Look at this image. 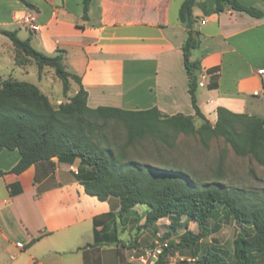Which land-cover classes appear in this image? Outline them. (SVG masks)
Masks as SVG:
<instances>
[{
    "label": "crops",
    "instance_id": "obj_1",
    "mask_svg": "<svg viewBox=\"0 0 264 264\" xmlns=\"http://www.w3.org/2000/svg\"><path fill=\"white\" fill-rule=\"evenodd\" d=\"M25 1L0 0V28L16 30L45 54L64 50L66 68L81 77L90 107H157L163 114L195 116L183 51L188 28L179 18L184 0H92L88 19L83 0ZM239 1L264 11V0ZM24 11L35 14L38 29L15 18ZM193 14L200 44L190 58L201 63L203 114L212 123L219 107L263 116L264 79L257 69L264 66V15L228 4L211 14L196 5ZM16 55L12 40L0 33V63L9 62L13 71H0L4 78L37 65L18 63ZM71 80L76 93L79 84ZM20 158L17 149L0 148V264H156L153 253L161 247L148 243L159 221L144 225L143 205L120 216L119 198L87 193L78 177L80 158L53 157L17 173L12 169Z\"/></svg>",
    "mask_w": 264,
    "mask_h": 264
},
{
    "label": "trees",
    "instance_id": "obj_2",
    "mask_svg": "<svg viewBox=\"0 0 264 264\" xmlns=\"http://www.w3.org/2000/svg\"><path fill=\"white\" fill-rule=\"evenodd\" d=\"M91 1L83 0L84 19L89 18ZM226 4L256 17L264 15L262 9L239 0H184L180 7L179 18L188 28L183 51L196 117L183 113L163 114L157 107L139 110L113 106L92 108L88 105V91L81 77L66 68L64 50L59 49L55 55L45 54L35 49L30 39H21L16 30L0 28V33L7 35L17 48L18 63L34 61L40 72L45 67L54 69L63 81L65 94L71 87V79L79 84L69 102L55 107L38 85L13 77L4 79L0 74V148L17 149L21 154L12 171L20 173L35 162L53 157L64 161L80 158L82 166L78 177L86 192L101 200L119 198L120 216L143 205L146 207L144 225H154L165 217L170 219L166 238L184 226L180 240L168 242L156 264H165L167 252L176 245L190 247L192 258L196 259L184 258L182 261L188 264H229L228 252L223 247L212 245V242L206 248L201 245L202 239L211 232L207 227L209 220L223 209L227 217L253 226L254 232L250 235L239 232L232 256L234 264H254L257 253L264 252V188L230 187L220 178L198 183L178 167H158L131 158L126 152L146 137L172 145L179 133L198 132L205 145L209 144L211 136H223L237 155L252 156L264 165V115L237 113L219 107L217 121L212 123L198 104L201 63L191 60L190 56L192 49L200 44V32L194 28L193 9L199 5L205 14H211L223 11ZM195 119H202L204 123L197 127ZM110 120L124 125L126 142L123 145L118 146L116 139L107 135ZM2 173L4 171H0ZM183 216L186 219L181 221ZM191 221L196 222L198 231L190 228Z\"/></svg>",
    "mask_w": 264,
    "mask_h": 264
},
{
    "label": "rangeland",
    "instance_id": "obj_3",
    "mask_svg": "<svg viewBox=\"0 0 264 264\" xmlns=\"http://www.w3.org/2000/svg\"><path fill=\"white\" fill-rule=\"evenodd\" d=\"M7 62V61H6ZM9 62L0 63V71L4 74L12 73ZM27 65V64H26ZM24 65V66H26ZM28 73H20L15 71L13 76L38 85L48 92L51 103L57 107L60 103L69 102L73 96L74 88L72 80L70 81V89L67 94L63 92V81L57 77L54 69L45 67L40 74L37 65L30 66ZM4 78V77H3ZM5 79V78H4ZM197 127L201 126L204 121L195 119ZM109 137H114L118 146L126 142V130L121 122L114 120L109 121L106 129ZM131 158L140 161L152 163L162 168L178 167L186 172L190 177L198 183H205L214 180H221L228 186H237L247 189L264 188V165L258 163L252 156L237 155L230 145L226 144L224 137L213 135L209 139V144L205 145L198 132L191 134L179 133L173 144L168 145L160 140L146 137L137 141L133 146L126 150ZM221 169V172L219 173ZM219 176V177H218ZM141 208L146 209L145 206ZM222 209L220 214H215L208 222L207 227L210 235L202 239L201 245L206 248L209 244L221 246L227 251V261L234 264L232 256L234 249V240L240 231L246 232L248 235L254 232L251 224H242L231 216L225 215ZM186 216L181 217L184 221ZM156 224L158 233L154 239L150 240L148 247H161L163 250L167 242L180 240V235L184 232V226L179 227L170 239L166 238L167 227L170 221L166 218L159 220ZM191 229L198 231L195 221L189 223ZM127 238V237H126ZM143 255H148L151 251L141 250ZM191 256V249L188 246L176 245L167 252V260H183L185 257ZM159 256V255H157ZM258 262L254 264H264V252L257 253Z\"/></svg>",
    "mask_w": 264,
    "mask_h": 264
},
{
    "label": "built area",
    "instance_id": "obj_4",
    "mask_svg": "<svg viewBox=\"0 0 264 264\" xmlns=\"http://www.w3.org/2000/svg\"><path fill=\"white\" fill-rule=\"evenodd\" d=\"M15 18L18 21L23 22L26 26H29L31 29H38V24L36 21V16L34 13L32 12H17L15 15ZM205 21L203 20V23ZM257 73L264 79V66L263 67H259L257 69ZM200 84H202L201 81H199ZM167 245V244H166ZM162 253V249L158 248L155 250V252L153 253V257H157V255H160Z\"/></svg>",
    "mask_w": 264,
    "mask_h": 264
}]
</instances>
